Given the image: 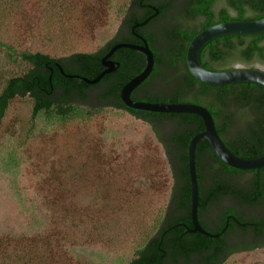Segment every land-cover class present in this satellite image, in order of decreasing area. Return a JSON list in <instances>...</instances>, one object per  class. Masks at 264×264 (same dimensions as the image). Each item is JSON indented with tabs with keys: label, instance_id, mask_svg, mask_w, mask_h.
Returning <instances> with one entry per match:
<instances>
[{
	"label": "trees",
	"instance_id": "trees-1",
	"mask_svg": "<svg viewBox=\"0 0 264 264\" xmlns=\"http://www.w3.org/2000/svg\"><path fill=\"white\" fill-rule=\"evenodd\" d=\"M35 1L43 21L39 47L60 48L63 53L54 56L40 49L16 51L0 37L6 56L27 65L23 72L16 74L2 72L0 68V127L16 99L29 100L32 126L38 114L61 121L80 116L92 120L105 109H114L150 127L163 148L172 184L151 232L140 233V243L127 264H225L238 252L263 248L264 211L247 215V210H264V168H231L215 155L206 140H200L195 149L200 224L212 233H219L229 213L235 215L238 222L230 219L218 238L188 231L192 224L187 149L191 137L204 129L203 122L195 114L150 112L124 105L120 91L144 68L145 57L141 52L117 49L110 56L118 63L116 70L104 75L96 84L68 75L95 78L103 69L101 59L108 50L120 42L140 44L135 33L139 34L148 41L155 62L151 74L133 90L131 98L201 104L210 111L219 135L233 153L245 158L258 156L264 153V86L257 83L215 86L200 82L187 68L186 50L203 28L229 20L263 17L264 0H180L177 6L175 0H124L118 29L94 51L76 50L80 38L74 36L79 31L92 34L95 24L90 22L80 30L66 26L78 17L79 0ZM11 2L0 0L5 4ZM151 15L154 16L147 23L132 32L136 23ZM155 24L159 25L157 31L151 30ZM67 30L72 31L70 36L65 35ZM257 56L264 57V32L221 36L208 42L200 52L203 66L215 71L231 69L228 65L233 59L251 60ZM161 78L166 90H154L153 83ZM227 180L232 182L229 203L224 197ZM133 202L139 204V208L147 204L139 200ZM109 203L105 204L116 220L129 219L124 208L116 203L111 208ZM44 204L50 210L57 205L61 211L59 219H52L40 233L0 234V264H84L80 259L74 260L70 249L86 244L92 236L102 237L104 229H109L111 216L102 221L91 219L82 210L84 203L74 205L72 211L65 201L45 199ZM124 205L128 208L131 204ZM211 210H214L213 220L208 223L203 216ZM256 239L260 241L250 242Z\"/></svg>",
	"mask_w": 264,
	"mask_h": 264
},
{
	"label": "rangeland",
	"instance_id": "rangeland-1",
	"mask_svg": "<svg viewBox=\"0 0 264 264\" xmlns=\"http://www.w3.org/2000/svg\"><path fill=\"white\" fill-rule=\"evenodd\" d=\"M123 3L79 0V15L66 26L77 30L90 22L95 26L92 34L76 31L74 37L80 42L75 49L94 51L110 40L118 29ZM179 3L175 0L176 6ZM159 25L151 30L157 31ZM0 37L16 51L63 53L60 48L39 47L43 21L35 0L0 3ZM26 67L10 60L0 46L2 72L21 73ZM152 88L162 91L167 86L161 78ZM171 184L161 144L147 124L124 111L105 109L92 120L80 116L71 121L38 114L32 126L29 100L16 99L0 127V234L32 235L45 230L61 213L57 205L47 209L45 199L65 201L69 211L84 203L82 210L91 219L111 216L102 237L92 236L86 244L70 249L74 260L84 264H127L140 243V233L151 232ZM135 200L147 204L139 208ZM107 201L111 208L113 203L124 208L129 219L116 220ZM123 202L131 205L126 208ZM263 211L248 209L247 215ZM213 213L204 214L205 221L211 222ZM225 264H264V247L238 252Z\"/></svg>",
	"mask_w": 264,
	"mask_h": 264
},
{
	"label": "water",
	"instance_id": "water-1",
	"mask_svg": "<svg viewBox=\"0 0 264 264\" xmlns=\"http://www.w3.org/2000/svg\"><path fill=\"white\" fill-rule=\"evenodd\" d=\"M158 13V10L155 11ZM154 15L147 17L141 23H136L134 28L144 25ZM220 24L223 27L217 28ZM264 32V16L253 20H229L213 24L200 30L189 42L186 50V65L190 74L200 82L209 85L222 86L235 83H257L264 86V73L256 68H248L233 74L232 69L215 71L203 66L200 60V52L202 48L215 38L226 35H251ZM141 41L140 44L120 42L114 44L101 59L102 71L93 79H88L79 75H68L73 78L82 79L87 84L98 83L104 75L116 70L118 63L110 59V56L120 48H128L141 52L145 57V65L140 73L131 78L121 89L120 98L124 105L131 109L144 110L158 113H190L199 116L202 119L204 129L193 135L189 141L187 149V163L190 180V219L191 228H187L189 232H199L211 238H218L225 232L228 226V219L224 228L219 233H212L204 229L199 221V187L195 161V149L200 140H206L212 148L215 155L227 166L238 170H259L264 168V153L250 158H245L233 153L223 142L219 135L215 121L210 111L201 104L192 102H147L136 101L131 98V93L139 85H141L151 74L154 67V54L148 41L139 34H136ZM222 73H227L222 74Z\"/></svg>",
	"mask_w": 264,
	"mask_h": 264
},
{
	"label": "clouds",
	"instance_id": "clouds-1",
	"mask_svg": "<svg viewBox=\"0 0 264 264\" xmlns=\"http://www.w3.org/2000/svg\"><path fill=\"white\" fill-rule=\"evenodd\" d=\"M217 28H222L223 26L220 24L216 25ZM228 67H230L233 71V74L238 73L241 70H245L248 68H256L258 71L264 73V57H254L251 60H246L243 58L233 59ZM227 74V73H222Z\"/></svg>",
	"mask_w": 264,
	"mask_h": 264
},
{
	"label": "flooded vegetation",
	"instance_id": "flooded-vegetation-1",
	"mask_svg": "<svg viewBox=\"0 0 264 264\" xmlns=\"http://www.w3.org/2000/svg\"><path fill=\"white\" fill-rule=\"evenodd\" d=\"M117 63V62H116ZM227 194L224 196L225 197V201L227 202V203H229L230 202V200L232 199L231 198V195H230V193H229V189H230V185H231V183L232 182H230V181H228L227 180ZM221 201H222V199H221ZM215 202H216V200H215ZM228 219V223H229V220L231 219V220H235L236 222H238L237 221V219H236V217H235V215H233V214H231V213H229L228 215H227V218H226V220ZM226 220H225V224H226ZM225 226V225H224ZM247 235L249 236L250 235V237H251V234H250V232H248L247 233ZM258 241H260V240H251L250 242H258Z\"/></svg>",
	"mask_w": 264,
	"mask_h": 264
}]
</instances>
